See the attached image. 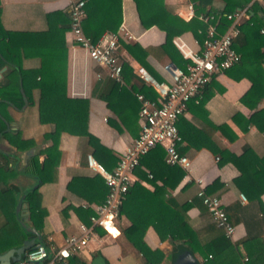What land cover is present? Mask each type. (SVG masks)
<instances>
[{
	"label": "crops",
	"instance_id": "1",
	"mask_svg": "<svg viewBox=\"0 0 264 264\" xmlns=\"http://www.w3.org/2000/svg\"><path fill=\"white\" fill-rule=\"evenodd\" d=\"M163 2L169 6H176L175 0H163ZM105 3L106 9H109V3H112L110 8L114 9L118 5V0H107ZM119 3L121 21L117 24L109 22L106 28L123 25L130 35L120 38L118 49L123 64L122 84L109 77L106 69L96 64L84 49L71 44L69 29L64 32L62 46H43L32 56L15 57L12 62L5 63L0 69V78L14 67L25 73L24 85L22 77L20 79V91L21 89L24 91L26 103L24 102L20 109L12 104L6 105L2 107V111L10 118V126L18 128L23 138L35 142V145L28 150L16 152L13 148L14 152L10 154L15 159L13 166L18 172L15 183L19 187L32 185L29 187L32 188L37 184V178L34 183V180L28 177L26 167L31 154L43 151L38 159L42 168L50 175L39 186L40 204L46 209V214L42 228L38 232L42 243L47 247L56 248L62 245L68 236L79 233L81 224L91 225L89 218L93 214V205L98 202L92 193L73 183L72 176L98 175L103 183L104 180L89 168L87 155L92 154L94 157L95 155L85 140L75 134L61 132L58 147L52 151H45L51 145V141L45 140L43 135L52 128V124L39 121L38 83L59 81L65 84L66 95L88 97V131L101 145L119 157L140 131V103L135 94L140 92L146 97L147 94L156 96L153 88L137 75L135 68L143 66L154 77L162 80L165 75L162 66L165 63H173L166 53L158 49L165 42V31L155 25L143 27L133 0H119ZM68 5L69 0H0V26L11 31L25 32L45 31L51 25L60 27L63 25L61 17L52 14L68 12ZM260 33L264 36V33L261 31ZM178 36L182 37L191 48H198L200 40L193 32L185 31L175 37ZM136 44L150 50L143 54L137 49ZM174 46L177 48L175 43ZM240 66L251 73H264V63L259 59ZM250 85L251 82L247 77L238 78L225 70L214 74L202 90L203 100L199 103L190 100L185 113L177 121L182 138L177 150L181 155L189 158L190 171L177 165L183 171L182 176L178 178L177 174H172L167 177L162 163L164 148L156 146L142 157L140 164L134 170V180L131 184L138 182L150 191L161 189L159 196L150 204L149 215L163 213L162 211L167 209V206L163 209V204L174 207L175 210L163 225L167 233L184 218L179 210L180 206L189 203L185 211L189 225L197 232L198 241L204 244L224 232L213 222L207 207L197 195L196 179H204L206 191L218 180L219 183L211 193L222 200L224 209L228 210L230 222L235 226L233 237L228 239L235 244L241 260L246 259L250 264H264V194L259 199L250 200L239 191L233 184V179L238 175L237 168L231 163L220 165V155L208 148V145L222 146L235 154H240L243 147L248 144L257 152L264 153V133L255 125H249L245 132L240 127V123H243L242 116L248 117L253 111L250 106L240 101ZM109 100L111 106L108 104ZM262 107H264V98L257 104V109ZM218 125H223L224 129L216 128ZM231 135L237 137L230 139ZM2 143L3 146H10L6 140ZM256 165L263 166L264 159L258 160ZM138 191L139 189L135 187L130 198L127 199L128 213L134 216L139 214L137 210L139 199L134 201L138 197ZM240 194L245 196L244 200ZM131 196L136 197L131 199ZM23 203L27 207L24 199ZM27 218L23 220L26 222ZM115 222L114 227L118 230L116 234L108 233L101 226H93L94 234L88 245L82 252L72 254L64 261L68 264L73 262L75 264H150L124 233V229L131 224L128 216L119 213ZM1 223L0 213V225ZM142 239L149 249H158L162 252L158 264H171L175 252L173 247L181 245L169 239L161 240L150 224L145 229ZM0 249L1 254L9 248L2 250L0 246ZM50 254L52 256V253ZM194 255L199 262L201 256L197 253ZM158 258L160 256L154 255L153 260L156 261ZM51 260L52 258L49 257L39 264L61 262L51 263Z\"/></svg>",
	"mask_w": 264,
	"mask_h": 264
},
{
	"label": "trees",
	"instance_id": "2",
	"mask_svg": "<svg viewBox=\"0 0 264 264\" xmlns=\"http://www.w3.org/2000/svg\"><path fill=\"white\" fill-rule=\"evenodd\" d=\"M107 0H86V16L83 19L82 27L84 33L96 41L106 25L109 22L115 24L121 21V7L118 0L116 8H105ZM136 12L141 25L145 28L153 25L165 31V42L158 48L166 53L174 64L184 67L187 63L179 50L174 46L173 38L182 35L185 31L193 32L201 41L202 36L198 35V28H205V25L198 19L191 22L180 20L174 13L175 7L166 5L163 0H133ZM197 5V12L224 14L242 8L249 4V19L240 24L239 34L233 41V47L239 54V62L225 70L235 77H247L251 85L247 92L240 98V101L253 109L248 117L242 116L243 123L240 127L245 132L249 125H255L264 133V107L257 109V104L264 98V73L244 69L240 65L254 62L259 59L264 63V36L260 30L264 29V0H191ZM219 2V5L217 3ZM108 7V4H107ZM52 15L61 17L63 25L60 27L50 26L45 31H11L0 26V69L5 63H10L15 57H28L37 53L43 46H62L64 44V32L69 29L70 18L68 12H57ZM51 15V16H52ZM222 27L225 22L222 18ZM264 33V32H263ZM139 51L146 54L150 49H143L138 44L135 45ZM22 74V75H21ZM22 77L23 85L25 73H21L19 68L14 67L6 71L0 78V213L2 223L0 225V246L2 250L10 247L22 245L23 240L35 237L26 232L15 216V208L22 192L31 187H19L15 183L18 172L14 169L15 159L10 156L11 153L28 150L35 145L34 140L22 137L18 128L10 126V118L2 111V107L12 104L17 108L24 105V97L20 91V79ZM38 115L41 123H51L52 128L44 133L45 140H50L51 145L45 151H52L58 147L61 132L66 131L75 134L88 144L95 159L105 168L111 169L118 161L119 157L114 155L109 149L99 143L95 136L88 131V97L66 95L65 84L59 81H43L38 83ZM24 92V91H23ZM151 99L156 96L147 94ZM108 104L111 106L110 100ZM140 108V107H139ZM8 125V130H6ZM216 128L224 129L223 125ZM179 131V130H178ZM180 134V132H179ZM231 135L230 139H234ZM3 140H6L9 147L3 146ZM159 147V146H158ZM208 148L220 155L219 164L231 163L237 170L238 175L233 179V184L237 189L243 192L250 200L259 199L264 194V165L258 167L256 164L261 158L264 159V153L257 152L252 146L246 144L240 154H235L225 147H215L208 145ZM43 152L36 151L31 154L27 162L26 172L28 177L39 181L34 189L26 192L24 201L27 203V226L40 231L46 209L40 204L39 186L49 178V172L42 168L39 162V154ZM165 173L168 175L177 174L180 178L183 174L181 168L177 165H168L165 163V151L162 157ZM152 171V169H151ZM150 171V172H151ZM152 173V172H151ZM153 174V173H152ZM154 176V174H153ZM71 181L83 189L89 191L95 196V200L101 203L108 191L107 186L99 179L98 175L90 176H72ZM167 181V180H166ZM33 183V184H34ZM214 182L206 191L212 195L214 187L218 184ZM137 187L139 199L138 216L128 213V201L131 192ZM161 189L156 188L150 191L142 187L138 182L129 185L126 197L119 206V213H125L131 221V224L124 229L126 237L143 253L150 264H158L162 252L158 249L151 250L143 242V233L150 224L155 229L161 240L169 239L186 246L193 254H199L201 260L199 264H240L241 257L238 254L235 244H233L223 233L201 244L198 241L197 232L191 228L185 214L189 203H184L179 210L183 214V220L169 233L163 228L164 223L175 210L174 207L163 204V213L149 215L150 204L159 196ZM133 196H131V199ZM137 203V202H136ZM138 204V203H137ZM136 209V208H135ZM227 216L228 210L224 209ZM213 219V218H212ZM229 219V216H228ZM230 221V219H229ZM215 223V221L213 220ZM216 224V223H215ZM217 226V225H216ZM39 243L36 239L26 251L31 250ZM1 250V249H0ZM25 251V252H26ZM154 255L160 256L156 261ZM73 264H75L73 262ZM83 264V263H77ZM246 264H250L246 262Z\"/></svg>",
	"mask_w": 264,
	"mask_h": 264
},
{
	"label": "built area",
	"instance_id": "3",
	"mask_svg": "<svg viewBox=\"0 0 264 264\" xmlns=\"http://www.w3.org/2000/svg\"><path fill=\"white\" fill-rule=\"evenodd\" d=\"M85 2L86 0H69L71 44L84 49L96 64L106 69L109 77L122 84L123 64L118 49L120 38L130 37V35L123 25L108 26L96 41H92L82 27L86 16ZM175 5L174 13L180 20L191 22L198 19L205 25L204 29H197L202 40L200 42L196 40L199 46L193 49L182 37H175L173 41L182 56L187 59V63L184 67L165 63L162 66L165 74L162 80L154 77L143 66L135 68L137 75L153 88L156 98H148L140 92L135 94L140 103V131L138 136L121 152L112 170L105 168L92 154L87 155L89 168L103 178L108 189L105 199L93 205V214L89 218L91 225L81 224L78 234L68 236L63 244L56 248L47 247L39 242L34 248L24 252L22 257L13 264H36L49 257L52 258L51 263L59 262L72 254L82 252L94 234L93 226L95 225L101 226L111 234L104 222L110 221L113 226L116 224L119 206L134 180V170L140 164L142 157L154 147L164 148L166 164L179 165L190 171L189 158L181 155L177 150V145L182 141L177 121L185 113L190 100L197 103L203 100L202 90L214 74L239 62V54L233 47V41L240 32V24L249 19L250 4L222 15L198 13L196 3L191 0H175ZM222 18L225 22L223 29H221ZM260 31L264 32L263 29ZM196 182L197 195L202 199L217 227L223 230L227 238H232L235 226L229 221L222 200L206 192V183L203 178H197ZM240 197L245 199L243 194H240ZM246 262V259H243L240 264H246Z\"/></svg>",
	"mask_w": 264,
	"mask_h": 264
},
{
	"label": "water",
	"instance_id": "4",
	"mask_svg": "<svg viewBox=\"0 0 264 264\" xmlns=\"http://www.w3.org/2000/svg\"><path fill=\"white\" fill-rule=\"evenodd\" d=\"M21 92H22V96L24 97V102L26 103L25 94H24L22 89H21ZM6 130H8V125H7ZM38 183H39V181L37 182V184ZM37 184L34 187L29 188L23 192V194L19 198L17 206H16V217H17L18 222L20 223V225L22 226V228L26 232L33 234L35 237H32L30 239H25V240H23L22 245L9 248L4 253H1L0 254V264H13V263H15L17 260H19L22 257L24 252L31 245H33V243L35 242L36 239L38 240V242L42 243L41 235L39 234V232L35 228L27 226L25 221L22 218L24 216V214L28 213L27 207L23 203V199L25 197V194L28 190L34 189L37 186ZM173 249L175 250V252L173 253V259H172L171 264H199L195 255L186 246L178 245V246H174ZM39 263L40 262H37L36 264H39ZM59 264H68V263L63 260Z\"/></svg>",
	"mask_w": 264,
	"mask_h": 264
},
{
	"label": "bare ground",
	"instance_id": "5",
	"mask_svg": "<svg viewBox=\"0 0 264 264\" xmlns=\"http://www.w3.org/2000/svg\"><path fill=\"white\" fill-rule=\"evenodd\" d=\"M104 224L106 225V227H108L111 233L113 234L117 233L118 230L112 225L110 221H105Z\"/></svg>",
	"mask_w": 264,
	"mask_h": 264
}]
</instances>
